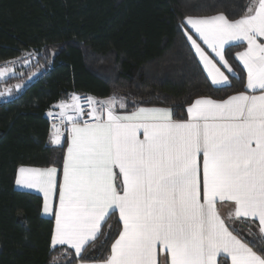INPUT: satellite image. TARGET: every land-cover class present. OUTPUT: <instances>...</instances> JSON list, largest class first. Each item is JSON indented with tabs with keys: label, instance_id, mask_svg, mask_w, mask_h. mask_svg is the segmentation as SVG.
Returning a JSON list of instances; mask_svg holds the SVG:
<instances>
[{
	"label": "snow or ice",
	"instance_id": "1",
	"mask_svg": "<svg viewBox=\"0 0 264 264\" xmlns=\"http://www.w3.org/2000/svg\"><path fill=\"white\" fill-rule=\"evenodd\" d=\"M184 24L214 86H229V76L189 30L234 76L225 46L247 45L236 53L244 91L220 100L200 96L187 105L186 119L135 101L128 110L115 94L71 93L69 102L53 105L58 113L47 114L64 126L51 125V144L63 147L67 133L62 175L54 164L16 171L15 184L42 193L43 213L54 217L50 247L70 246L79 264H159L158 249L167 264H218V257L226 258L222 264H264V0H251L236 19L188 15ZM13 71L0 67V77ZM222 202L234 206L230 219L256 224L249 239L230 230L217 209ZM116 212L122 229L110 253L85 260V248Z\"/></svg>",
	"mask_w": 264,
	"mask_h": 264
},
{
	"label": "trees",
	"instance_id": "2",
	"mask_svg": "<svg viewBox=\"0 0 264 264\" xmlns=\"http://www.w3.org/2000/svg\"><path fill=\"white\" fill-rule=\"evenodd\" d=\"M251 0H0V63L33 51L20 74L0 80V88L25 82L22 91L0 102V264H76L75 252L50 247L52 217L42 215V197L14 186L20 165L62 168L63 147L50 143L47 112L71 93L97 99L113 94L139 106L173 109L185 117L200 96L225 99L244 91L246 79L230 45L225 58L237 75L230 85L208 80L182 28L188 15L229 19L244 14ZM40 72L32 82L28 79ZM231 230L249 239L256 225L237 221ZM120 231L116 213L83 252L103 260ZM93 250V251H91ZM226 259L220 258L219 264Z\"/></svg>",
	"mask_w": 264,
	"mask_h": 264
},
{
	"label": "crops",
	"instance_id": "3",
	"mask_svg": "<svg viewBox=\"0 0 264 264\" xmlns=\"http://www.w3.org/2000/svg\"><path fill=\"white\" fill-rule=\"evenodd\" d=\"M185 27H187L185 24H184V19H183V23H182V28H183V30H184V28ZM189 34L190 35H192V37H193V39H195L196 41H197V43H199L200 44V46H201V48H203L204 49V51H205V53L209 56V58L210 59H212L215 63H217V66L218 67H220L221 68V71H223L224 73H225V75H228L229 76V80H230V76H234V75H232L231 73H228L227 72V70L222 66V62H220L219 61V58L218 57H216L215 56V54L211 51V49H209L208 47H207V45H205L199 38H198V36L194 33V32H192L191 30H189ZM186 38H187V36H186ZM188 40V39H187ZM189 42V45L191 46V42L190 41H188ZM261 42H264V40H262ZM238 44H240V45H242L243 47H242V49L240 50V51H243L244 50V48L247 46L246 44H242V43H240V42H230L228 45H226L225 46V48L227 47V46H230V45H238ZM191 48H192V46H191ZM192 50H193V52H194V54H195V51H194V49L192 48ZM239 51V52H240ZM196 56V55H195ZM196 58H197V60L199 61V59H198V57L196 56ZM238 58V57H237ZM226 59V58H225ZM239 60V59H238ZM240 62V61H239ZM199 63H200V61H199ZM240 64H241V66H242V68H243V65H242V63L240 62ZM200 65H201V67H202V69H203V71H204V73H205V75L207 76V72H206V70L203 68V65L200 63ZM232 67V66H231ZM233 69V68H232ZM244 70V69H243ZM233 71H234V69H233ZM245 71V70H244ZM235 72V71H234ZM245 74H246V72H245ZM207 78H208V80L210 81V78L207 76ZM210 83H211V81H210ZM245 83H246V79H245ZM245 83H244V86H245ZM25 84L26 83H22L21 85H20V87L18 88L17 87V89L16 88H13V94L12 95H9V97H11V98H13V97H15V96H17L21 91H22V89L24 88V86H25ZM214 86V85H213ZM16 87V86H15ZM215 87H221V86H215ZM10 90V88H6L5 90H3L2 91V93H6L7 91H9ZM244 90H245V87H244ZM233 95V94H232ZM118 98L119 97H122V96H117ZM124 98V97H123ZM0 99H1V97H0ZM4 99V98H3ZM103 99H105V98H103ZM226 99V98H225ZM124 100H125V102L127 103V101H126V99L124 98ZM61 101V100H60ZM64 101H66V102H69L70 101V96L67 98V99H65ZM59 102V101H58ZM58 102L57 103H55L54 105H56V104H58ZM144 107H153V106H144ZM155 107H158V106H155ZM187 108V107H186ZM128 110H131V109H128ZM49 111H55V112H59V108H55V107H53L52 106V108L49 110ZM48 111V112H49ZM48 112H47V114H48ZM71 114V113H70ZM48 116V115H47ZM174 118V117H173ZM187 118V112H186V109H185V117L183 118V119H186ZM175 119V118H174ZM65 135L67 136V133H65L64 134V137H65ZM53 145V144H52ZM66 147H67V143H66V146H65V151H66ZM64 151V152H65ZM63 164V163H62ZM30 167H32V166H30ZM18 169V168H17ZM61 175H62V168H61ZM15 179H16V175H15ZM14 186H15V188L16 189H18V190H23V191H29V192H33V193H37V194H39L41 197H42V199H43V194L42 193H40L38 190H36V189H28V188H25V187H23V186H17L16 184H15V182H14ZM217 209H218V212H219V214L221 215V217L222 218H224L225 219V221H226V223H228V225H229V227H230V230H231V227H234V225H235V223L237 222V221H240V220H245V221H249V220H246V219H230L229 218V214L231 213V212H233L234 211V206L232 205V203L231 202H222V203H218L217 204ZM42 215L43 216H45V217H52L50 214H45V213H43V208H42ZM116 216H117V218H118V220H119V214H118V212H116ZM53 218V221H54V217H52ZM107 219V218H106ZM250 222V221H249ZM54 223H55V221H54ZM119 223H120V230L122 229V222L119 220ZM251 223V222H250ZM253 224V223H252ZM256 225V224H255ZM235 234V233H234ZM119 235V234H118ZM118 237V236H117ZM116 237V238H117ZM115 238V239H116ZM115 239H114V241H115ZM113 241V242H114ZM112 242V243H113ZM58 246H60V245H58ZM65 247H67V248H70L71 250H73L74 251V249H72L70 246H67V245H64ZM57 247V246H56ZM110 250H111V246H110ZM91 251H93V250H91ZM75 252V251H74ZM220 258H225V257H218V264H219V260H220ZM226 259V258H225ZM158 261H159V264H167V253L166 252H164L163 250H160V249H158ZM76 264H79V262L78 263H76ZM228 264H230V262H228Z\"/></svg>",
	"mask_w": 264,
	"mask_h": 264
},
{
	"label": "rangeland",
	"instance_id": "4",
	"mask_svg": "<svg viewBox=\"0 0 264 264\" xmlns=\"http://www.w3.org/2000/svg\"><path fill=\"white\" fill-rule=\"evenodd\" d=\"M26 53H32L33 54L32 56H36V54L33 51H28ZM26 53L22 56V59H19L18 61H16V65L12 68V69H14V71L8 73L6 76L0 77V80H3V79H5V78H7L9 76H12V75H18V74H20V72L22 71V69L27 65V64H25L23 62L25 59H28L29 58V56H26ZM8 68H10V67H8ZM22 83H25V82H18V83L16 82V83H14L12 85L1 87L0 88V97H1V99L8 98L9 95H12L13 92H14L13 91V88H16L17 89V85H21ZM6 88H10V90L7 91L6 93H2V91L5 90Z\"/></svg>",
	"mask_w": 264,
	"mask_h": 264
},
{
	"label": "built area",
	"instance_id": "5",
	"mask_svg": "<svg viewBox=\"0 0 264 264\" xmlns=\"http://www.w3.org/2000/svg\"><path fill=\"white\" fill-rule=\"evenodd\" d=\"M34 56H30L28 58L29 62L31 61V59L33 58ZM19 59H22V57H20ZM19 59H11L9 61H6V62H3V63H0V67H10V68H13L15 65H16V61H18ZM40 76V72L37 73V74H34L33 76H31L29 79H28V82H32L34 81L35 79H37L38 77ZM81 95L82 97L83 96H87V95H84V94H79ZM12 99L11 97H8V98H4V99H0V102L2 101H6V100H10ZM87 110V109H86ZM53 113H57L55 111H52ZM48 117V120H49V123H50V128H51V125L52 124H57V125H60V120L58 118H56L55 116L53 117ZM61 126V131H64V126L63 125H60ZM52 128H51V133H52ZM66 133V131L64 132V134Z\"/></svg>",
	"mask_w": 264,
	"mask_h": 264
}]
</instances>
